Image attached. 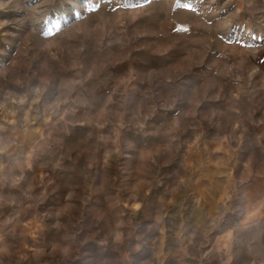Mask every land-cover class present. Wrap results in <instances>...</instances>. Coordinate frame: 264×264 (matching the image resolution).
<instances>
[{
  "label": "rangeland",
  "instance_id": "rangeland-1",
  "mask_svg": "<svg viewBox=\"0 0 264 264\" xmlns=\"http://www.w3.org/2000/svg\"><path fill=\"white\" fill-rule=\"evenodd\" d=\"M0 264H264V0H0Z\"/></svg>",
  "mask_w": 264,
  "mask_h": 264
},
{
  "label": "snow or ice",
  "instance_id": "snow-or-ice-1",
  "mask_svg": "<svg viewBox=\"0 0 264 264\" xmlns=\"http://www.w3.org/2000/svg\"><path fill=\"white\" fill-rule=\"evenodd\" d=\"M184 7H187L188 5H183ZM184 31H187V29H183Z\"/></svg>",
  "mask_w": 264,
  "mask_h": 264
}]
</instances>
